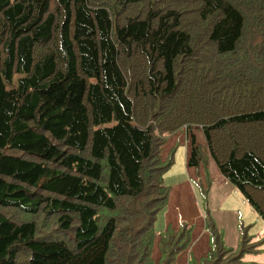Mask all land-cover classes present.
<instances>
[{
  "label": "trees",
  "instance_id": "1",
  "mask_svg": "<svg viewBox=\"0 0 264 264\" xmlns=\"http://www.w3.org/2000/svg\"><path fill=\"white\" fill-rule=\"evenodd\" d=\"M194 126L264 219V0H0V264H178L161 151ZM205 223L190 264L257 251Z\"/></svg>",
  "mask_w": 264,
  "mask_h": 264
},
{
  "label": "crops",
  "instance_id": "2",
  "mask_svg": "<svg viewBox=\"0 0 264 264\" xmlns=\"http://www.w3.org/2000/svg\"><path fill=\"white\" fill-rule=\"evenodd\" d=\"M191 139L205 149V162L197 168L189 167L187 163ZM166 142V155L168 157L170 152L173 153V163L182 168V177L167 185L168 199L161 210L162 214L160 211L163 222L157 232L160 231L161 236L168 232L179 233L183 224L189 227L190 241L179 253L178 264H190L191 259L200 260L207 255L212 245V235L206 227V212L214 220L225 246L232 251L240 248L243 228L251 235V240H260L257 246V251H260H253L256 254L243 253L242 261L244 264H264V219L243 194L222 176L215 162L207 155L206 145H200L205 144L201 128L182 127Z\"/></svg>",
  "mask_w": 264,
  "mask_h": 264
},
{
  "label": "rangeland",
  "instance_id": "3",
  "mask_svg": "<svg viewBox=\"0 0 264 264\" xmlns=\"http://www.w3.org/2000/svg\"><path fill=\"white\" fill-rule=\"evenodd\" d=\"M172 135V134H171ZM170 137V135L169 136H167V140H168V138ZM167 145V142H166V144L163 146V148H162V151H161V156L163 157V158H168L167 157V155H166V153L168 152V150L166 149V146ZM200 145H205V144H200ZM201 150L202 151H204L205 149H204V147H201ZM177 152H179V147L177 148ZM169 155H172V153L170 152L169 153ZM168 155V156H169ZM171 157V156H170ZM173 162H174V160H173ZM175 162H176V160H175ZM174 164V165H173ZM181 167L179 166V165H177V163H172L168 168H167V170L165 171V173L163 174V181H164V183H165V185H168L172 180H176V179H180L181 177H182V172H181ZM161 214H162V211H161ZM162 216L160 215V211H158V213H157V215H156V220H155V231H156V240H158L159 239V232H157V230L159 229V228H161V225H162ZM155 240V241H156ZM263 242H264V240H263ZM155 246H156V243H155ZM157 248V247H156ZM156 252H157V249L155 250ZM260 251V249L257 251V253ZM247 253H250V254H256V252H253V251H251V252H247Z\"/></svg>",
  "mask_w": 264,
  "mask_h": 264
}]
</instances>
